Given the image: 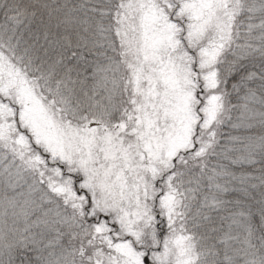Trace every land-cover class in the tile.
Returning a JSON list of instances; mask_svg holds the SVG:
<instances>
[{
  "label": "snow or ice",
  "instance_id": "6c2138e0",
  "mask_svg": "<svg viewBox=\"0 0 264 264\" xmlns=\"http://www.w3.org/2000/svg\"><path fill=\"white\" fill-rule=\"evenodd\" d=\"M0 264H264V0H0Z\"/></svg>",
  "mask_w": 264,
  "mask_h": 264
}]
</instances>
